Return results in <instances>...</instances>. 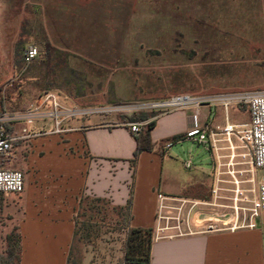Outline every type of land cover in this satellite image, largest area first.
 I'll list each match as a JSON object with an SVG mask.
<instances>
[{
	"label": "rangeland",
	"instance_id": "obj_1",
	"mask_svg": "<svg viewBox=\"0 0 264 264\" xmlns=\"http://www.w3.org/2000/svg\"><path fill=\"white\" fill-rule=\"evenodd\" d=\"M29 46L38 56L26 62ZM254 90H264V0H0L3 112L24 111L45 92L59 91L72 107L95 110L74 121L130 123L136 122L134 115L155 112L151 104L174 95ZM228 111L230 123L249 121L246 105ZM207 121L223 125L221 107ZM218 138L217 153L181 143L183 157L193 161L183 171L202 172L183 193L201 200L192 214L202 227L249 217L261 174L251 168L237 140H232L231 158L229 142ZM107 201L95 218L96 238L75 244L76 261L92 256L99 264L116 255L129 212ZM172 204H184L187 212L194 202ZM260 220L264 228V211ZM12 230L18 232L17 225L2 212L1 257Z\"/></svg>",
	"mask_w": 264,
	"mask_h": 264
},
{
	"label": "crops",
	"instance_id": "obj_2",
	"mask_svg": "<svg viewBox=\"0 0 264 264\" xmlns=\"http://www.w3.org/2000/svg\"><path fill=\"white\" fill-rule=\"evenodd\" d=\"M207 111L203 109V120ZM191 116L190 110L158 115L150 130L152 150L141 152L135 166L131 161L140 135L133 134L128 123L71 120L66 124L68 131L60 135L17 140L10 159L2 165L23 173L24 191L1 194L0 207L1 215L9 216L20 233L19 264H68L83 196L108 199L117 207L125 206L131 197L128 224L134 228L154 229L158 193L197 205L201 200L183 193L201 179L202 172L183 171L188 169L181 143L167 152L160 149L162 141L185 134ZM20 129L19 124L9 127L15 135H20ZM173 184L178 189L172 190ZM259 223L255 229L153 241L150 264H264L260 218ZM124 238L116 255L99 264L119 263ZM92 261L87 256L78 264H94Z\"/></svg>",
	"mask_w": 264,
	"mask_h": 264
},
{
	"label": "built area",
	"instance_id": "obj_3",
	"mask_svg": "<svg viewBox=\"0 0 264 264\" xmlns=\"http://www.w3.org/2000/svg\"><path fill=\"white\" fill-rule=\"evenodd\" d=\"M37 56L38 50L36 47L29 46L26 48L24 52L26 62H31ZM234 105L247 106V114L249 116L247 123L235 124L228 121V109ZM150 106L155 112H160L158 115L175 111H192L191 127L182 137L162 141L160 144L161 150L167 152L175 144L187 140L203 146L206 150L217 153L220 150L217 145L220 141L218 137L224 136L225 140L230 144L231 157L235 155V147L232 144V140H237L241 148L245 150L243 156L249 157L251 168L261 173L255 190V197L249 209V217L242 220L236 218L228 226L213 224H209L206 227L199 226V224L204 222L196 220V214H192L195 204L187 212H183L184 204L173 205L172 203L176 201L185 203L186 201L158 193L156 226L152 229L153 241L173 239L202 232L224 230L233 232L240 229H255L259 227L260 214L264 211V90L223 93L214 96L178 94L157 101ZM217 107H221L223 110V125L207 121L209 118H214L215 108ZM203 109L208 110L206 120L202 119ZM94 113L95 110L93 109L72 107L68 102V97L59 91L45 92L37 100L30 103L24 111L10 114L0 110V195L20 194L24 191L25 180L23 173L18 170L7 169L2 165V161L10 159L14 143L17 140L32 139L48 134L60 135L68 131L66 124L69 121ZM148 122H130L128 126L133 134L139 136L142 128ZM17 124L21 126L20 135H15L9 131L10 126ZM184 166L187 169H191L193 161L189 158L186 159ZM171 210L177 211L175 215H172L173 212Z\"/></svg>",
	"mask_w": 264,
	"mask_h": 264
},
{
	"label": "trees",
	"instance_id": "obj_4",
	"mask_svg": "<svg viewBox=\"0 0 264 264\" xmlns=\"http://www.w3.org/2000/svg\"><path fill=\"white\" fill-rule=\"evenodd\" d=\"M157 115L158 113L153 111L150 114L134 115L132 118V120L136 122L149 121L144 127L143 132H141L140 136L137 138V149L134 154V159L131 161L133 166H135L137 157L141 152L152 150L150 130L155 125L154 117ZM104 202L107 203V199L90 196H83L81 198L75 220V237L69 252L68 264L80 263V261L74 259V247L79 240H85L86 238L90 239L92 237L96 238L99 230L94 222L96 221V216L101 212L100 204ZM131 204L132 198L130 197L125 206L117 208L119 210H128L130 217ZM85 217H88V219L80 223V219ZM16 231L17 230H12L6 236L5 256L1 257L0 255V264H19L20 262L21 236L20 233ZM152 232V229L134 228L127 223L124 228V254L118 264H150L153 243Z\"/></svg>",
	"mask_w": 264,
	"mask_h": 264
},
{
	"label": "bare ground",
	"instance_id": "obj_5",
	"mask_svg": "<svg viewBox=\"0 0 264 264\" xmlns=\"http://www.w3.org/2000/svg\"><path fill=\"white\" fill-rule=\"evenodd\" d=\"M232 158V157H231Z\"/></svg>",
	"mask_w": 264,
	"mask_h": 264
}]
</instances>
